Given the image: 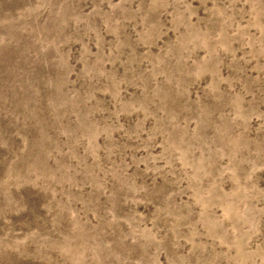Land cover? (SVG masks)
Listing matches in <instances>:
<instances>
[{"label":"rangeland","instance_id":"rangeland-1","mask_svg":"<svg viewBox=\"0 0 264 264\" xmlns=\"http://www.w3.org/2000/svg\"><path fill=\"white\" fill-rule=\"evenodd\" d=\"M0 264H264V0H0Z\"/></svg>","mask_w":264,"mask_h":264}]
</instances>
